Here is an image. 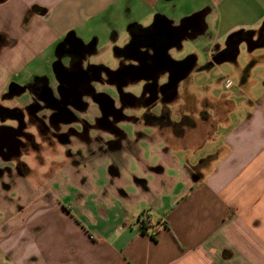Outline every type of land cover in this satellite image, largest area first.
Wrapping results in <instances>:
<instances>
[{
    "label": "crops",
    "instance_id": "obj_1",
    "mask_svg": "<svg viewBox=\"0 0 264 264\" xmlns=\"http://www.w3.org/2000/svg\"><path fill=\"white\" fill-rule=\"evenodd\" d=\"M123 11L129 38L179 30L171 59L172 48L198 44L183 59L186 91L170 100V125L134 117L155 127L122 130L118 147L104 145L110 174L77 185L66 177L82 162L45 161L22 207L0 203L1 253L8 264H264V0H0V106L22 73L26 85H57L39 70L71 46H59L68 34L95 42V54L99 37L80 32L109 25L115 40ZM200 71L216 72L204 88L224 85L219 96L192 93Z\"/></svg>",
    "mask_w": 264,
    "mask_h": 264
},
{
    "label": "flooded vegetation",
    "instance_id": "obj_2",
    "mask_svg": "<svg viewBox=\"0 0 264 264\" xmlns=\"http://www.w3.org/2000/svg\"><path fill=\"white\" fill-rule=\"evenodd\" d=\"M162 35L143 31L134 33L133 38L126 42L127 47L118 52L120 63L114 69L92 65L86 58L92 48L79 51L72 44L60 52L69 72L81 74L80 78H73L72 84L63 89L60 84L53 87L44 79L41 83L14 87L12 98L27 93L29 99L26 103L13 106L11 109L15 108V111L7 112L16 118V121L10 120L9 124L16 129L0 130V143L10 140L8 148L3 153L0 150L1 162H6L5 158H9L7 162H10L0 171L2 187L10 190L20 179L34 173L27 156L43 164V153L49 151L50 158L54 157L52 161L64 155L71 163L83 162L85 158L76 145H82L77 143L79 140L92 144L90 132H98L94 142H100L102 150H105L106 144L118 147L125 137L120 123L135 119L126 111L127 108L144 109L140 115L149 124L170 125V100L176 92L174 85L177 80L178 85L185 81L191 62L190 58L173 61L168 54L173 38L167 32ZM176 35L181 37L182 33L177 30ZM81 59L83 62L79 69ZM139 81L145 84L141 95L127 92L131 84ZM107 86L111 88L107 90ZM79 93L83 95L82 99L75 96ZM157 105L162 106L160 114L147 110ZM90 112L94 121H87L83 117ZM103 133L110 134L112 139L105 141ZM51 172L52 168L49 174Z\"/></svg>",
    "mask_w": 264,
    "mask_h": 264
},
{
    "label": "rangeland",
    "instance_id": "obj_3",
    "mask_svg": "<svg viewBox=\"0 0 264 264\" xmlns=\"http://www.w3.org/2000/svg\"><path fill=\"white\" fill-rule=\"evenodd\" d=\"M124 12L125 11H123V14L121 15L120 19L115 21V26L117 27L116 28L117 37L115 40L112 38L114 29L109 25L102 24L101 26H99V29L96 30V32H95L96 34L95 33L92 34V32H90L88 30L85 32H80V36L85 41H90L92 39V36H94V35H97V37H99L98 51L95 54H91V55L89 54L86 57L92 63V65H103L106 68H111V69L118 68L119 63H120L119 62V59H120L119 56L120 55L118 54V52L120 51V48H118V47L125 46V43L128 41L129 36H130L129 32H128V26L131 22L130 21L131 18L133 17V16L129 15L127 12H125V13ZM201 42L204 43L205 41L201 40ZM188 44L190 46H187V48L184 50H179L176 47L172 48L170 50L171 54H172L171 55L172 59L176 60V61H183V59H185L186 57L191 55V52H194L196 49L194 47V45H196L197 42L196 41H188ZM115 45H117V47H115ZM201 58H203L202 55H201ZM54 61H55V54H53L52 61L48 62V64H46V69L39 70V72L40 73H49L51 75L52 79H54L53 81L55 82L56 78H55V75H54V72L52 69V63ZM34 67H35V65L33 64V65L28 66L26 69L27 70L33 69ZM23 74H25V73H22L21 78H15L13 83L18 84L21 87L22 86L24 87L26 85L25 82L22 80L20 81V79H23ZM218 81L219 80H218V76H217L216 72H213L212 74L207 73L205 71L197 72V74L193 78V84L191 86L192 93H194V95H196V98H198V99H201L203 97V95H206L207 93L209 96L214 95L215 97H217V96H219L218 94L220 93L222 86H223V88H225L224 85H222L221 88H219V89L213 88L212 90L204 88V86H205V84H208L210 82H212V84L216 86L215 83ZM57 84H59L58 81H57ZM144 85L145 84L143 81L133 83V84H131V86H129L127 88V92H131L134 95L139 96L143 92V86ZM184 86H185L184 83L180 82L178 85V88H177V90L179 91V94L181 96L185 95L184 93L186 90H184L185 89ZM55 88H53V89H55ZM110 88L111 87L107 86L106 89L108 90ZM229 91H232V89H230ZM28 99H29V97H28L27 93H23L21 96H16L14 98H12V96L8 95L1 100V103H4L3 107L6 105L13 107L15 105H20L21 103L22 104L26 103L28 101ZM172 105H173V103L170 104V113H171V107L173 108ZM21 107H23V106H21ZM161 108H162L161 105H157L156 107H154V109L149 108L147 110L148 111L152 110L154 112V114L158 115V114H160ZM126 111L130 115H133L134 117H138L141 113L144 112V109H141L140 107H138V108H127ZM211 112H213V109L211 110ZM83 117L87 121H92V120L94 121L95 120V118H93V116H92V112H90L89 115L85 114ZM142 118H143V116H142ZM6 121H7L6 123H9V122L11 123L10 120H6ZM141 123L137 122L135 119H133V120L131 119V121L124 120L123 122L120 123V127H121L120 129L123 131L125 130L126 132H131L134 134L135 130L139 126L146 128L148 130L153 129L155 127V126L143 125L144 122H141ZM97 134H98V132H96V131L90 132V136L93 140L92 144H89L90 142H87L86 140H79L77 142V143H82V145H76V147H77V149H80L81 154L84 156L85 160L78 167V169L80 170L79 172L72 173L71 175H68L69 177L65 176L66 179L71 180L72 185H77L78 180H79L78 178L80 176H83L86 178L89 176L91 177L92 175H95V172L101 176L102 175L108 176L110 174V172H109L110 164L107 163L109 161V159L103 157V155L105 154V153H103V150H102L103 145H101L100 142L99 143L96 141L94 142V139L97 140V138H96ZM86 136H88V135H86ZM102 137L105 138L106 141L109 139H112L111 137H109V135L107 133H103ZM157 139H159V138L157 137ZM94 143L99 144V149H100V150L98 149V152H95L96 154L94 153V148H93ZM26 158H27L28 163L30 164V167L34 170V173L29 175L25 179H20L19 182H17V185L15 187L13 186L10 190H6L5 188H3L2 182L0 181V194L1 195L4 194V197L0 196V198H1L0 203L1 204L2 203L4 205L9 204L12 207H15V206L22 207V205H24L23 201L24 200L27 201L28 200L27 197H29L31 195V193L35 194L34 192L38 191V187H36V184L39 182L40 175L42 176V173L45 170L46 164L45 163L40 164L38 162H35V160L32 159L30 156H27ZM43 158L45 161H52L51 159H53L54 157L50 158V153H49V151H47L45 154L43 153ZM65 158L66 157H64V155H63V157L61 155V157H57L56 160L61 161ZM60 167H61L60 165H55V170L60 169ZM4 180H7V179L4 178ZM81 187H82V185H81ZM25 206L27 207L29 205H25ZM0 216H3V215H0ZM6 257H7L6 254L1 253V251H0V264H8L9 263Z\"/></svg>",
    "mask_w": 264,
    "mask_h": 264
},
{
    "label": "water",
    "instance_id": "obj_4",
    "mask_svg": "<svg viewBox=\"0 0 264 264\" xmlns=\"http://www.w3.org/2000/svg\"><path fill=\"white\" fill-rule=\"evenodd\" d=\"M170 32V34H172V35H176L177 34V29H175V28H171V30L169 31ZM172 37H174V36H172ZM71 40V45L73 44V46H74V48H77V50H79V51H83L85 48H87V47H91L93 50H95V42L94 43H91L90 45H88L87 47H86V44H84V42L81 40V39H79V38H77L76 36H75V34L73 33V32H71L70 34H68V36L64 39V41L59 45V46H62V45H65L66 44V42L68 41V40ZM58 50H59V52H58ZM92 50V51H93ZM60 52H61V49L59 48V49H57V53H56V55H57V58H56V60L52 63V69H53V72H54V75H55V78H56V80L58 81V83L61 85V87L64 89L65 88V86H67V85H69V84H72L71 82L73 81V78L74 77H77V79L78 78H80V76H81V74L80 73H74V72H69V69H68V67H66L64 64H63V62H62V56L63 55H61L60 54ZM89 54V53H88ZM83 61H82V59L79 61V69H80V67H81V63H82ZM189 71V68L187 69V72ZM81 72V71H80ZM177 87H178V80L176 81V83H175V85H174V88H175V90L177 91ZM49 88V90L51 91V94H52V96H54L53 95V90L50 88V87H48ZM62 90V89H61ZM66 91V90H65ZM70 92H71V90H70ZM72 93V92H71ZM75 96H77L78 98H80V99H82V94H77V95H75ZM55 97V96H54ZM9 111H15V108L14 109H11V108H7V107H3V106H0V121L1 122H4V121H6V120H12V121H16V118L15 117H13V116H10L9 114H7V112H9ZM1 129H16V128H14L13 126H9V125H2V126H0V130ZM7 138V137H6ZM10 140L9 139H6V140H3V142L2 143H0V150H1V152L3 153V151L5 150V149H7L8 148V142H9ZM0 152V157H1V155H2V153ZM9 158H5V160H8ZM2 170V168H0V171Z\"/></svg>",
    "mask_w": 264,
    "mask_h": 264
},
{
    "label": "built area",
    "instance_id": "obj_5",
    "mask_svg": "<svg viewBox=\"0 0 264 264\" xmlns=\"http://www.w3.org/2000/svg\"><path fill=\"white\" fill-rule=\"evenodd\" d=\"M148 221H150V218H149L148 216H146V217L144 218V222H148Z\"/></svg>",
    "mask_w": 264,
    "mask_h": 264
},
{
    "label": "trees",
    "instance_id": "obj_6",
    "mask_svg": "<svg viewBox=\"0 0 264 264\" xmlns=\"http://www.w3.org/2000/svg\"><path fill=\"white\" fill-rule=\"evenodd\" d=\"M143 229H145V227L143 226Z\"/></svg>",
    "mask_w": 264,
    "mask_h": 264
}]
</instances>
